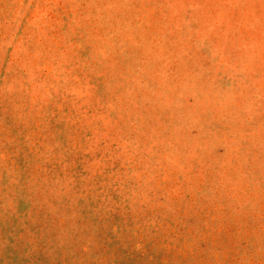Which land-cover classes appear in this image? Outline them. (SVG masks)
<instances>
[{
    "label": "rangeland",
    "instance_id": "1",
    "mask_svg": "<svg viewBox=\"0 0 264 264\" xmlns=\"http://www.w3.org/2000/svg\"><path fill=\"white\" fill-rule=\"evenodd\" d=\"M0 264H264V0H0Z\"/></svg>",
    "mask_w": 264,
    "mask_h": 264
}]
</instances>
